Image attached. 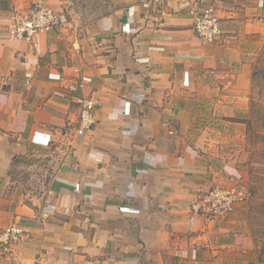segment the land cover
I'll list each match as a JSON object with an SVG mask.
<instances>
[{"label":"crops","instance_id":"crops-1","mask_svg":"<svg viewBox=\"0 0 264 264\" xmlns=\"http://www.w3.org/2000/svg\"><path fill=\"white\" fill-rule=\"evenodd\" d=\"M44 2L70 20L28 41L4 25L29 1L0 0V232L21 230L3 264H264L206 208L228 179L221 139L241 127L226 118L248 99L264 0ZM193 2L220 16L219 43L195 35ZM74 82L96 123L62 146ZM46 151L42 191H18L14 160Z\"/></svg>","mask_w":264,"mask_h":264},{"label":"rangeland","instance_id":"rangeland-1","mask_svg":"<svg viewBox=\"0 0 264 264\" xmlns=\"http://www.w3.org/2000/svg\"><path fill=\"white\" fill-rule=\"evenodd\" d=\"M261 16L264 19V11ZM249 54L252 61V79L247 94L248 99L234 117L226 118L230 122L241 124V127L228 128L227 126L228 133L232 131L234 135L221 139L222 145L228 148L227 152L232 151V153L227 157L230 161L229 170L224 171L228 179H225L219 187L222 189V195L230 194L234 199L230 208L224 213L217 214L218 218L215 220L220 221V225L230 228L233 237L239 236L242 237L241 241L251 242L253 245L251 256L264 262L262 253L264 245V28L253 39ZM210 111L208 107L204 108L205 119L211 117ZM209 122L212 124L213 121ZM213 123L218 124L217 127L221 132L223 130L221 127L226 124L219 121ZM236 129H239V132ZM67 142L64 140L62 146L67 144L70 146ZM252 143H256L255 146L260 155L252 151L253 147L250 145ZM56 146L58 147L55 143L51 148L54 149ZM56 160L49 151L34 152L29 157L15 159L11 173L13 177L22 181L18 191L23 193L28 191L31 192L30 194H38L42 191L46 180L54 171ZM254 173H257L258 180ZM250 187L257 188L256 195H250ZM3 251H0V264L4 262L2 258L5 255L1 253Z\"/></svg>","mask_w":264,"mask_h":264},{"label":"built area","instance_id":"built-area-1","mask_svg":"<svg viewBox=\"0 0 264 264\" xmlns=\"http://www.w3.org/2000/svg\"><path fill=\"white\" fill-rule=\"evenodd\" d=\"M29 4L25 13H10L9 22L4 25L6 37L9 39L19 38L30 41L31 38L41 32L59 29L69 22V14L65 9H54L47 5L44 0H28ZM192 29L198 39L203 43H219L223 37L220 26V16L212 7H200L193 2L188 8ZM81 84L71 83L67 91L72 94L77 114L74 120H69L64 130L65 140L70 142L74 136L83 135L96 123L94 113L95 103L92 98L76 94ZM58 143L56 140H51ZM206 200L208 211L218 214L230 208L234 197L230 194L222 195V189L215 187L209 192ZM21 235V230L15 225L0 232V245L3 247L16 243Z\"/></svg>","mask_w":264,"mask_h":264},{"label":"trees","instance_id":"trees-1","mask_svg":"<svg viewBox=\"0 0 264 264\" xmlns=\"http://www.w3.org/2000/svg\"><path fill=\"white\" fill-rule=\"evenodd\" d=\"M255 144L256 143H252V144H250L252 147H253V152L255 153V151L259 154V152L257 151L258 149H257V147L255 146ZM260 155V154H259ZM254 175H255V178H256V180H258L259 179V177H257V173L255 174L254 173ZM257 189V188H256ZM255 188L253 189L252 187H250L249 188V193H250V195L251 196H253V195H256L257 194V190H256ZM263 244H264V240H263ZM262 253L264 254V245H263V247H262ZM260 260V259H259ZM261 261V260H260ZM263 261H264V258H263Z\"/></svg>","mask_w":264,"mask_h":264}]
</instances>
